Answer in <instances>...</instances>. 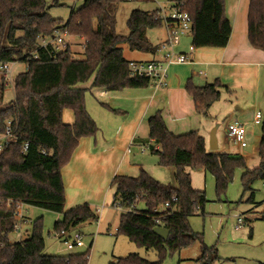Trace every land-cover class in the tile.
Here are the masks:
<instances>
[{
  "label": "trees",
  "instance_id": "1",
  "mask_svg": "<svg viewBox=\"0 0 264 264\" xmlns=\"http://www.w3.org/2000/svg\"><path fill=\"white\" fill-rule=\"evenodd\" d=\"M65 1L0 0V65L26 66V71L14 80V101L0 109V135L10 130L17 138L0 153V243L3 245L0 264H88L89 252L45 255L42 218L32 222L29 238L11 243L16 205L62 215V220L54 226L56 234L87 222H98L97 211L89 205L65 211L62 171L70 164L80 141L94 138L98 133V126L86 109L88 90L78 86L91 79V88L107 93L150 86L148 79L130 77V62L124 58L121 45H128L131 51L155 54L158 47L151 44L147 33L163 28L160 10L133 11L128 20L129 35L121 37L115 32L117 8L138 0H83V6L73 10L67 22L52 18L49 10L63 7ZM174 2L190 17L193 50L227 47L232 26L226 16V0ZM64 30L69 37L84 41V60H76L69 47L59 51L51 43L46 48L40 44L43 40L52 42ZM248 39L253 48L264 52V0H250ZM8 86L0 76V101ZM221 87L218 81L203 88L187 84L197 114H207L220 99ZM65 111L73 114L72 125L64 123ZM148 124L149 139L154 142L151 152L158 156L161 168L174 170L176 186L161 184L143 169L137 178L116 176L111 183L112 205L118 203L124 210L118 234L147 251H155L158 259L151 262L132 254L110 264H162L168 254L187 250L196 243L202 251L195 264H214L221 260L217 250L206 247L203 237L190 228V218L203 214L208 201L205 192L193 189L186 169L211 174L219 197L226 193L236 170L245 171L242 182L244 191H249L254 181H264V119L259 151L261 165L252 171L243 158L208 154L204 139L196 132L172 134L159 113ZM26 143L28 149L24 152ZM253 198L254 194L249 201ZM156 209L161 212L155 213ZM156 228L169 231L167 241L154 233Z\"/></svg>",
  "mask_w": 264,
  "mask_h": 264
},
{
  "label": "rangeland",
  "instance_id": "2",
  "mask_svg": "<svg viewBox=\"0 0 264 264\" xmlns=\"http://www.w3.org/2000/svg\"><path fill=\"white\" fill-rule=\"evenodd\" d=\"M170 1L138 0L137 2L119 5L116 12V34L121 37L129 35L128 20L133 11L152 13L170 7ZM83 4V0H66L63 7H53L49 10V14L54 19L67 22L71 12L78 10ZM49 5L52 6L53 2L50 1ZM165 31L164 26L162 29L148 31L147 37L151 44L155 46L158 42V37L164 35ZM64 41V45L69 46L76 60H84V41L82 39L66 36ZM121 48L124 58L127 60L148 61L153 57L152 53L131 51L126 44L121 45ZM17 65L19 66L10 65L8 75L10 78L9 81H6L9 86L4 93L2 101H0V109L7 107L15 99L14 80L18 73L23 70L22 65L24 64ZM25 71L26 66L24 68ZM92 83L93 79L78 86L80 89L88 90L85 99L86 109L98 126L97 135L89 140L90 148L92 150L96 148L97 151L102 149L111 151L114 134L122 121V117L114 115L103 106L106 102L103 97L98 95L99 89L91 88ZM224 128L225 126L222 124L219 133L221 146L226 147V153H229L230 150H237V146L233 142L225 139L227 133L224 136ZM254 130L253 142L247 149L243 150L249 154L259 144L260 126L256 125ZM128 149V153L125 156L115 151L114 155L112 154L111 164L107 161L106 164L97 165L96 169H86L83 172V190L77 198L79 200L77 204H79L78 206L89 205L92 207L91 203H94L95 207L93 209L97 211L96 213L99 216L98 222H87L77 227L76 230H70L71 232L81 233L83 248L68 251L63 240L58 239L56 236L54 229L55 224L62 220V215L34 207L28 208L27 217L31 222L28 227L24 228L29 235L24 233L20 236L17 233H11L9 236L10 242L17 243L29 238L32 230L31 223L42 218L45 255L66 256L89 252L88 264H110L132 254H137L151 262L157 261L158 256L155 251H147L117 232L120 217L124 210L115 209L112 205L114 189H112L111 183L114 178L111 177L110 173L114 170L113 165L116 168L120 162H125L126 167L131 164L137 170L142 168L143 165L160 167L158 156L151 152L149 145L140 146L136 142L129 146ZM83 151H86V149H82L78 153ZM104 160H106V157H103L100 161ZM260 165L261 161L259 158L249 157L248 170L252 171L260 167ZM186 172L191 175L192 187L197 191L205 192L208 201L205 206V213L192 217L189 220V224L194 233L203 237V243L206 247L217 250L221 260L216 261L214 264H264V221H255V217L249 214L253 206L248 203L254 194L256 205H264V181H254L250 185V190L245 192L242 182L245 171L236 170L233 181L229 184L226 193L219 197L215 178L211 174L203 170L192 169H186ZM105 182L106 184L103 187L102 184ZM261 205L258 210L264 212L263 208L260 209ZM141 208H144L143 205H141ZM258 213H261V211ZM238 219H242L243 223L239 229H236L238 227ZM245 220L251 221V224H246ZM201 251V245L196 243L187 250L168 254L162 264H195V261L201 256Z\"/></svg>",
  "mask_w": 264,
  "mask_h": 264
},
{
  "label": "crops",
  "instance_id": "3",
  "mask_svg": "<svg viewBox=\"0 0 264 264\" xmlns=\"http://www.w3.org/2000/svg\"><path fill=\"white\" fill-rule=\"evenodd\" d=\"M174 1L171 0L170 3ZM249 5L250 0H226V16L231 23L232 34L227 47L224 49L203 48L191 51V35L183 37L175 47L174 52L176 55L188 56L190 63L174 64L169 67L167 87L156 88L150 83V86L144 89H126L112 94L100 90L98 95L103 97L106 102L104 104L116 112L108 110L116 116H121L122 121L114 134L111 151L103 149L97 151L96 148L92 150L89 141L91 138L80 141L70 164L62 171L66 194V212L79 205L77 198L83 190L82 178L86 169H96L97 165L101 166L107 161L111 164L110 161H112L115 151L125 156L129 146L136 142L140 146L154 145V142L149 139L148 121L157 113L162 116L168 130L174 135L198 133L205 141L208 154H226L231 157L243 158L246 165L249 157L259 158L261 161L259 151L262 139L261 126L264 119V52L253 48L248 39ZM188 36L190 37L187 38ZM158 38L155 46L159 48V45L167 39V32L165 31L164 35ZM163 57L164 53L158 50L153 54L151 60L131 59L128 61L145 63L162 61ZM15 66L19 65L15 64ZM22 66L23 70L18 75L24 73L25 65ZM216 81L222 85L219 90L220 99L211 105L205 116L197 114L194 100L186 90L187 84L191 83L195 87L203 88L214 84ZM103 93H105L104 96ZM258 114H260L259 122ZM63 120L65 124L72 125L74 116L70 111H65ZM235 121H239L245 126L247 141L245 149L254 140L255 126H260L259 144L252 149L250 154L243 151L245 149L234 142L237 150H230L229 153H226V147L221 146L219 142L221 125L224 124L225 126V136L228 124ZM213 134L217 140L218 149L216 151L210 149ZM225 139L229 140L227 136ZM82 149H86V151L78 153ZM158 149L159 147H156V150ZM103 157H106V160L100 161ZM125 164V162H120L116 168L113 165L114 170L110 173L111 177L137 178L140 170L143 169L161 184L176 186L175 183H172L175 182V172L172 169L143 165L145 169L142 166L137 170L131 164L128 167ZM105 184L106 182L102 186L104 187ZM248 203L253 206L249 214L255 217V221H264V212L260 210L261 213H258L261 204L256 205L254 198L252 202L249 201ZM91 205L92 208L95 207L94 203ZM262 208L264 209V205L260 207V209ZM244 222L251 224V221L245 220ZM24 233L29 235L25 229L19 235Z\"/></svg>",
  "mask_w": 264,
  "mask_h": 264
},
{
  "label": "built area",
  "instance_id": "4",
  "mask_svg": "<svg viewBox=\"0 0 264 264\" xmlns=\"http://www.w3.org/2000/svg\"><path fill=\"white\" fill-rule=\"evenodd\" d=\"M159 20L167 32V39L159 45L158 50L164 53L162 61H150L145 63L130 62L129 63V75L132 78H143L148 79L152 85L156 88L167 87L169 67L174 64H189L190 58L186 55H176L174 52L175 47L179 44L180 40L191 34L192 23L187 13L182 11V7L178 3H171V6L160 10ZM68 36L64 30L56 34L52 42L43 40L42 47H47L53 44L56 50H64L67 45H64V38ZM193 51V48H191ZM35 58H37L35 56ZM10 71V65H0V76L5 81H9L8 75ZM105 93H103V96ZM260 121V114H258V122ZM227 138L234 142L236 145L245 149L247 147L246 141V129L245 126L239 121L232 122L227 126ZM17 138L13 133L8 130L4 134L0 135V153H2L11 143H15ZM28 144H24L23 151H27ZM43 155H47L43 152ZM115 209H122L121 205L116 203L113 206ZM29 206L24 204H17L15 209L16 223L14 224V233L21 234L23 229L31 222L28 215ZM155 213H160L161 209L154 210ZM243 220H238V228H240ZM32 224V223H31ZM58 239L63 240V243L68 251H74L75 249L83 248L84 244L82 241V235L79 232L61 231L56 234ZM3 245L0 243V248Z\"/></svg>",
  "mask_w": 264,
  "mask_h": 264
},
{
  "label": "water",
  "instance_id": "5",
  "mask_svg": "<svg viewBox=\"0 0 264 264\" xmlns=\"http://www.w3.org/2000/svg\"><path fill=\"white\" fill-rule=\"evenodd\" d=\"M210 149L212 151H216L218 149L217 147V140L215 134L212 135L211 143H210ZM154 233L159 236L164 241H167L169 238V231L165 228H156L154 230Z\"/></svg>",
  "mask_w": 264,
  "mask_h": 264
}]
</instances>
